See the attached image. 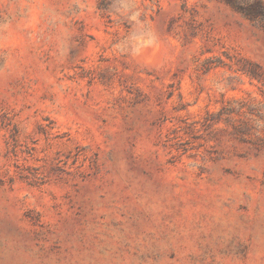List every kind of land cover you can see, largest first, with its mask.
Segmentation results:
<instances>
[{
  "label": "rangeland",
  "instance_id": "374dc122",
  "mask_svg": "<svg viewBox=\"0 0 264 264\" xmlns=\"http://www.w3.org/2000/svg\"><path fill=\"white\" fill-rule=\"evenodd\" d=\"M0 264H264V16L0 0Z\"/></svg>",
  "mask_w": 264,
  "mask_h": 264
},
{
  "label": "trees",
  "instance_id": "16d2710c",
  "mask_svg": "<svg viewBox=\"0 0 264 264\" xmlns=\"http://www.w3.org/2000/svg\"><path fill=\"white\" fill-rule=\"evenodd\" d=\"M228 3L235 5L241 11H245V13L249 16H264V7L260 0H254L252 5L246 4V2H237L238 0H226ZM236 3V4H234ZM244 5V6H243Z\"/></svg>",
  "mask_w": 264,
  "mask_h": 264
}]
</instances>
